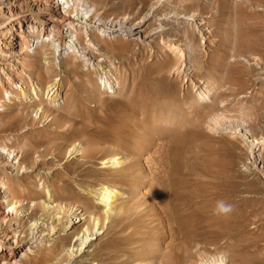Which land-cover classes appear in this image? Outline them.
<instances>
[{
  "label": "rangeland",
  "instance_id": "obj_1",
  "mask_svg": "<svg viewBox=\"0 0 264 264\" xmlns=\"http://www.w3.org/2000/svg\"><path fill=\"white\" fill-rule=\"evenodd\" d=\"M111 4L142 15L156 10L155 23L184 51L186 68L180 76L169 73L173 62L159 39L154 47L147 45L134 56L103 51L109 60L101 66L90 62L37 65L25 75L35 96L31 93L23 98L22 82L14 88L22 98L0 87V185L23 190L25 198L29 195L28 208L32 201L36 204L37 210L32 208L24 220L26 230L40 218L41 200H50L54 209L48 217L56 233H45L52 239L38 246L39 261L53 249L60 254L57 264H134L126 260V240L131 235L145 245L142 264H186L180 249L185 239L170 230L165 216L151 208L152 204L142 205L159 183L160 189H166L161 166L170 134L193 131L194 150L200 159L194 182L199 189H236L242 213L240 249H212L215 257L224 259V264H244L243 257L249 253L257 264H264V179L252 165H246L250 155L243 147L246 134L242 133L245 125L260 139L258 151L264 163V0H173L163 5L158 0H111ZM38 76H46L56 88L47 93L46 79ZM160 76L169 82L162 94L155 85ZM203 84L211 90L205 99L200 96ZM141 93L149 94L145 106L131 109L130 99ZM215 119L225 120V126L220 129V122L219 129L213 130ZM135 134L149 141L139 157L142 193L119 203L117 220L103 234L88 242L79 240L84 226L92 225L90 217L102 215L98 198L104 187L131 185L135 180L137 173L128 164L116 169L102 164L104 158L123 156L119 138L131 141ZM2 152L6 157L17 154L15 167L10 169ZM205 158L214 160L212 167ZM132 201L137 203L133 210ZM73 206L85 212L87 221L82 226L75 222L71 232L68 224L76 221L71 217ZM119 208L126 210L124 214L130 211L129 215L120 216ZM143 209L149 212L145 218ZM131 218L141 221L142 227H132ZM149 220L155 222L151 228L147 227ZM115 242L122 247L121 257L111 253ZM176 244L178 248L170 250ZM73 249L78 252L72 255ZM186 254L187 258L192 255Z\"/></svg>",
  "mask_w": 264,
  "mask_h": 264
},
{
  "label": "bare ground",
  "instance_id": "obj_2",
  "mask_svg": "<svg viewBox=\"0 0 264 264\" xmlns=\"http://www.w3.org/2000/svg\"><path fill=\"white\" fill-rule=\"evenodd\" d=\"M172 1L158 0V5ZM156 12L155 10L144 15L127 12L122 6L111 4V0H0V87L3 91L9 90L13 97L24 98L26 95L31 96V93L35 96V89L28 86L26 77L37 65H59L61 62H66L75 66L78 62L87 64L90 62L92 65L101 66L102 61L109 60V55L107 56L105 51L112 54L129 53L134 56L138 51L143 53L147 45L154 47L159 39L167 58L173 62L171 67H168L169 73L172 76H180L186 68L184 51H181L173 39L167 37L164 27L160 28V24L155 23ZM189 54H192V49L189 50ZM140 58L142 59L141 56ZM38 78L43 81L46 79L47 93L56 88L48 83L46 76H38ZM19 82L23 83V88L25 87V89L21 88L22 96L14 91ZM165 82L169 84L162 76L155 80L159 94L163 93ZM210 94L211 90L207 89L205 84L200 86L202 98L205 99ZM148 96V93H141L137 99H130V108L138 110L145 106ZM218 119H215L213 130L219 129L220 122L222 123L220 129L225 126V120ZM235 122L241 127L238 120ZM242 133L246 134L243 147L248 149L250 155L246 165H252L251 168L264 179V163L261 162L258 151L262 143L245 125L242 127ZM193 134V131L170 134V146L167 148L165 162L161 166L167 179L166 189H160L159 183L155 189H152L151 194L144 198L142 206L150 207L152 204L151 208L155 207L165 216L170 230L181 234L185 239L180 249H183V256L187 259L186 264H224V259L216 258L212 249L216 252L225 247L240 249L244 238L243 225L242 222L239 223L242 220V213L235 198L236 189L197 187L193 175L200 159L194 150ZM148 144L149 141L139 138L137 134L132 136L131 141L119 138V145L124 155L102 159L103 165H112L114 169L123 168V165L128 164V168L136 171L137 176L131 185L104 187L102 195L98 198L102 215L89 216L92 225L84 226V230L77 236L79 240L88 242L103 234L113 220H117L119 203L126 202L128 197H134L136 193L142 191L141 172H138L139 157H143ZM2 154L6 157L5 152ZM6 158L10 169L15 167L13 160L17 159V154L10 153ZM204 162L210 168L214 160L205 158ZM229 164L232 165L233 161ZM27 197L29 195L25 198L23 190L9 189L4 184L0 185V264H57L60 260L58 250L50 249V255L41 261L37 252L39 245H48L52 239L46 238L45 233L50 231L52 236L56 233L51 218L48 217V213L54 210L53 206L50 200H41L40 218L32 221L26 230L25 218L30 216L32 208L33 211L37 210L33 201L32 207L28 208L25 205ZM219 201L231 205L232 211L227 214L218 213L216 208ZM136 204L135 201L130 203L132 210L137 207ZM121 207L123 209V206ZM121 209L120 216L129 215L130 211L124 214L126 210ZM71 210L75 214L71 217L76 220L68 224L72 232L75 230V222L82 226L86 223L87 217L78 207L73 206ZM143 214L145 218L149 212L145 210ZM130 225L137 226L138 230L143 224L141 221L136 223L135 219L131 218ZM154 225L155 222L152 220L147 222L148 228ZM50 227L52 229H49ZM126 242L128 247L126 260L134 264H142L147 255L143 242L131 235ZM120 246L118 242L112 245L111 253L114 257H121ZM177 248L176 244L170 250ZM74 252L77 253L78 250L73 249L71 254L73 255ZM186 253L195 254L197 260L192 255L187 258ZM31 254L33 256H30ZM250 255L245 254L242 262L257 264Z\"/></svg>",
  "mask_w": 264,
  "mask_h": 264
},
{
  "label": "clouds",
  "instance_id": "obj_3",
  "mask_svg": "<svg viewBox=\"0 0 264 264\" xmlns=\"http://www.w3.org/2000/svg\"><path fill=\"white\" fill-rule=\"evenodd\" d=\"M216 211H217L218 213L227 214V213H229V212L232 211V206L226 204V203L223 202V201H219V202L217 203Z\"/></svg>",
  "mask_w": 264,
  "mask_h": 264
},
{
  "label": "built area",
  "instance_id": "obj_4",
  "mask_svg": "<svg viewBox=\"0 0 264 264\" xmlns=\"http://www.w3.org/2000/svg\"><path fill=\"white\" fill-rule=\"evenodd\" d=\"M112 82H113V80L111 79V80H110V83H112ZM108 83H109V82H108Z\"/></svg>",
  "mask_w": 264,
  "mask_h": 264
}]
</instances>
